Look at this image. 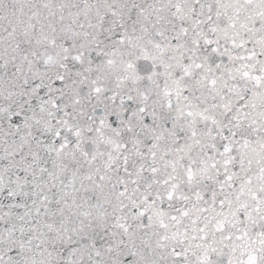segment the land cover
I'll return each instance as SVG.
<instances>
[{
	"label": "snow or ice",
	"instance_id": "obj_1",
	"mask_svg": "<svg viewBox=\"0 0 264 264\" xmlns=\"http://www.w3.org/2000/svg\"><path fill=\"white\" fill-rule=\"evenodd\" d=\"M0 264H264V0H0Z\"/></svg>",
	"mask_w": 264,
	"mask_h": 264
}]
</instances>
